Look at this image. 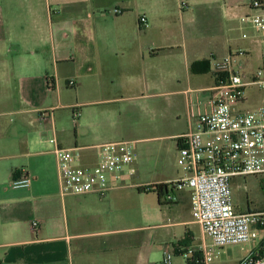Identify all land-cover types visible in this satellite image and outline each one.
<instances>
[{"label":"crops","instance_id":"crops-1","mask_svg":"<svg viewBox=\"0 0 264 264\" xmlns=\"http://www.w3.org/2000/svg\"><path fill=\"white\" fill-rule=\"evenodd\" d=\"M248 4L245 0H0V264H157L164 251L175 252L179 257L175 264L199 262L198 248L207 245V236L192 219L189 192L169 187L158 195L147 189L182 178L185 173L179 167L142 171L143 155L136 149L138 158L122 173L121 188L104 197L60 195L50 139L63 148H78L82 163L94 165L97 146L103 142L86 143L98 139L100 132L92 117L88 123H78L82 118L78 109L98 105L106 109L103 115L109 111L105 107L120 98L63 101L58 67L72 66L69 78L77 89L96 78L99 91L105 90L106 82L114 88L113 78L123 69L135 74L130 80L149 88V59L181 49L184 81H179L177 72H168L176 82L169 94H206L207 101L195 114L186 111L182 132L159 137L176 141V158L178 136L194 131L199 116L210 109L215 69L200 48L231 55L233 68L244 80L255 71L243 69L242 56L259 47L256 71L262 66L264 38L242 39L247 27L240 18L254 13ZM141 16L146 20L143 31ZM225 18L234 24V38L226 37ZM123 59L127 68L122 69ZM138 60L142 63L137 69ZM24 172L30 175V185L13 189L11 181ZM179 250L193 253L182 257Z\"/></svg>","mask_w":264,"mask_h":264},{"label":"built area","instance_id":"built-area-1","mask_svg":"<svg viewBox=\"0 0 264 264\" xmlns=\"http://www.w3.org/2000/svg\"><path fill=\"white\" fill-rule=\"evenodd\" d=\"M185 5V4H184ZM252 14L243 15L241 24L249 32L264 33V2L251 0ZM119 13L118 9L114 10ZM139 27L146 26L144 16ZM248 36L242 35L243 39ZM215 84L209 100V111L199 116L198 126L178 136L176 163L185 175L170 183L173 190H187L191 216L211 246L198 248L197 264H212L213 249L242 246L256 241L249 254L239 264H264V211L237 212L233 207L230 179L264 175V107L254 112H237L245 89H264V60L249 80H244L232 66V56L214 64ZM78 113L73 111V118ZM55 154L60 195L96 194L106 196L122 187V173L137 159L134 143L106 142L97 146L96 163L84 165L78 148L60 147L55 138L49 141ZM133 171V170H131ZM31 178L27 172L11 181L13 189L26 188ZM38 223L34 221L32 228ZM180 251V256L192 250ZM182 252V253H181ZM175 252L164 251L157 264H172Z\"/></svg>","mask_w":264,"mask_h":264},{"label":"rangeland","instance_id":"rangeland-1","mask_svg":"<svg viewBox=\"0 0 264 264\" xmlns=\"http://www.w3.org/2000/svg\"><path fill=\"white\" fill-rule=\"evenodd\" d=\"M245 1L249 2V4L251 2V0ZM245 7H240L242 12L245 11ZM223 20H226L225 22L223 21L226 37L234 38V34L231 31L234 24L226 18ZM141 30L143 31V28ZM228 30L230 31L228 32ZM242 32H245L248 36L246 39L242 38L243 40L264 38V33L248 32L245 27L242 29ZM239 36L241 37V34ZM231 49L233 51L237 48L232 44ZM152 51L156 52L157 50L153 49ZM199 52L213 66L216 62L229 56L228 54L223 56L224 53L218 52L217 49H211L208 46H203ZM238 56L241 57L242 55ZM184 58L182 57L181 49H174L172 51H164L159 53L158 57L149 59V88H143L140 80L138 82L130 80L133 72L129 69H123L127 68L123 59L122 72L117 73L113 78L115 79L114 88L109 82H106L104 86L105 90L101 91L98 90V78L89 82L85 80L82 82L84 85L77 89V86H73L74 80L71 81L70 79L72 78H69L73 74L72 66L69 64L59 65L60 84L63 87L61 93L63 101L75 104L97 101L110 96L120 98L114 105L105 107L110 112L108 111L103 115L101 113L106 109L98 105L85 108L80 107L78 109L82 118L76 121L78 123L82 121L88 123L90 121L89 118L92 117L93 121L98 125V132H100L96 136L98 139L90 140L86 143L134 142L135 151L137 149L138 154L140 155L141 153L143 155L140 157L141 161L139 159L142 171H145L146 168H149V170H159L160 167H166L169 171L177 168L175 158L176 141L159 137L176 135L182 132L186 126V111L189 113V109H191L192 114H195L198 107L207 101L206 94H188L186 97H176L169 94L175 87L176 82L168 78L167 73L177 72L179 81L183 82ZM241 60L245 65L243 69L247 73L256 72V68L260 64L259 47L253 49L250 55L242 56ZM141 63L138 60L135 67L137 69L140 68ZM203 78L207 79V77ZM100 83L99 85L102 86V82ZM130 83H134V85L131 86ZM244 98V101L236 107L237 111L254 112L264 107V89L254 86L248 87L245 89ZM63 122L68 126L71 125L68 119H64ZM72 130L71 128V132ZM135 153L137 156V151ZM230 188L233 207L237 212L264 211V175L231 178ZM255 245L256 241L242 246L213 249L215 258L212 264H238L243 255L247 254ZM207 246H211V241L208 237ZM177 259L179 257L174 256L172 264H175Z\"/></svg>","mask_w":264,"mask_h":264},{"label":"trees","instance_id":"trees-1","mask_svg":"<svg viewBox=\"0 0 264 264\" xmlns=\"http://www.w3.org/2000/svg\"><path fill=\"white\" fill-rule=\"evenodd\" d=\"M171 184H159V185H153L150 186L149 189H152L155 193H157L158 195H160L163 191H167V188L171 187ZM139 192H145L146 190L144 188H138L137 189ZM200 257V255H199Z\"/></svg>","mask_w":264,"mask_h":264}]
</instances>
